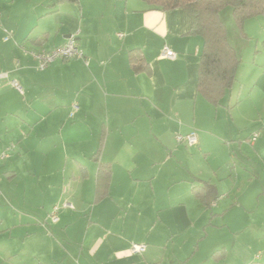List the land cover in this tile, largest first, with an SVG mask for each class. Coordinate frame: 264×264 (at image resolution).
Segmentation results:
<instances>
[{
	"label": "crops",
	"instance_id": "0c3cea01",
	"mask_svg": "<svg viewBox=\"0 0 264 264\" xmlns=\"http://www.w3.org/2000/svg\"><path fill=\"white\" fill-rule=\"evenodd\" d=\"M224 13L230 19L231 9ZM191 25L186 9L143 0H0V195L20 164L30 177L69 171L73 194L93 193L83 233L73 230L83 206L74 215L65 206L56 232L34 224L53 264L264 263V52L256 51L252 81L234 83L215 106L198 92L204 40ZM73 35L85 58L41 69L31 52ZM165 45L175 59L161 56ZM133 49L149 72L133 69ZM191 132L195 145L177 141ZM100 146L112 174L109 195L95 202ZM237 162L252 173L236 176ZM205 182L216 192L201 198L193 188ZM134 243L146 251L132 253Z\"/></svg>",
	"mask_w": 264,
	"mask_h": 264
},
{
	"label": "rangeland",
	"instance_id": "374dc122",
	"mask_svg": "<svg viewBox=\"0 0 264 264\" xmlns=\"http://www.w3.org/2000/svg\"><path fill=\"white\" fill-rule=\"evenodd\" d=\"M227 9H224L222 14L228 39L241 57L235 82V88H238L240 82L252 81L256 51L263 50L264 52V15L249 17L242 24H238L231 13L230 19L225 17L226 13L224 12ZM250 88L248 87L243 92L242 99H249L250 96L247 95L251 92ZM249 117L250 112L244 109L241 123L248 128L254 125L250 123ZM87 163L90 168L95 165L91 161ZM25 168L27 165L20 164L18 178L10 184H5L4 188L8 190L3 192L4 196L0 195V264H39L37 257H42L45 264H53L51 244L35 232L34 224L44 223L46 227L55 230L51 218L53 208L59 207L57 216L61 219L65 203H71L73 215L75 209L82 206L88 207L86 215L82 214L81 217L74 220L76 228L73 230L83 233L81 224L90 215L88 203L92 201L93 193L84 185L87 189L84 188L82 192L76 191L73 194L70 190L71 185L78 182H75L69 175V171L64 176L30 177L24 173ZM233 171L236 176L242 177L243 174L250 175L253 170L249 165L237 162ZM240 210V206L235 207L228 217H235ZM45 232L47 233V231ZM7 253H9L7 256L9 258L2 260V257Z\"/></svg>",
	"mask_w": 264,
	"mask_h": 264
},
{
	"label": "trees",
	"instance_id": "16d2710c",
	"mask_svg": "<svg viewBox=\"0 0 264 264\" xmlns=\"http://www.w3.org/2000/svg\"><path fill=\"white\" fill-rule=\"evenodd\" d=\"M143 1L162 11L184 8L190 13L192 19L190 34L202 36L204 40L200 57L198 92L213 105H220L236 81L241 62L240 55L229 42L222 12L227 7L231 8L236 22L242 24L249 17L264 15V0ZM129 57L136 72L150 71L139 49L131 50ZM100 151L101 146L93 156L99 162L95 202H100L109 195L111 185L112 167L110 163L100 161ZM214 192L215 186L207 182L193 188V193L201 198ZM252 264L264 263L256 261Z\"/></svg>",
	"mask_w": 264,
	"mask_h": 264
},
{
	"label": "built area",
	"instance_id": "2783aa9c",
	"mask_svg": "<svg viewBox=\"0 0 264 264\" xmlns=\"http://www.w3.org/2000/svg\"><path fill=\"white\" fill-rule=\"evenodd\" d=\"M122 35V34H120ZM31 55L38 60L39 63V67L41 69L46 68L49 64H51L52 62H54L57 59H71L74 57H80V58H85L83 51L79 48L77 41H76V37L73 35L70 38H68L67 42L52 50L49 52H35L32 51ZM162 57H166V58H170V59H175L177 57L176 52L171 49L168 45H165L161 54ZM86 63L88 62L87 60H85ZM4 75V74H0V77ZM14 86L19 89L22 90V86L21 84L17 81L14 80L13 81ZM75 107L77 108L78 105H75ZM259 136V132L254 134V138L253 140H256V138ZM177 141L178 142H187L190 146L195 145L198 140H197V135L195 132H191L187 135H183V134H178L177 135ZM66 207H73L71 203H65ZM59 210L58 206H55L53 208V212L51 214V218L54 222H57L59 220V217L57 216V212ZM147 249V244L145 243H134L131 247V251L134 254H141L144 251H146Z\"/></svg>",
	"mask_w": 264,
	"mask_h": 264
},
{
	"label": "water",
	"instance_id": "95a60500",
	"mask_svg": "<svg viewBox=\"0 0 264 264\" xmlns=\"http://www.w3.org/2000/svg\"><path fill=\"white\" fill-rule=\"evenodd\" d=\"M72 1H74V0H72Z\"/></svg>",
	"mask_w": 264,
	"mask_h": 264
}]
</instances>
